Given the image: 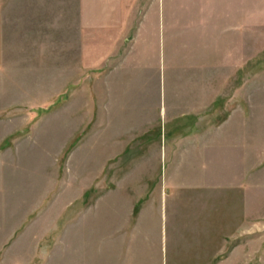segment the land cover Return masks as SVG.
Returning a JSON list of instances; mask_svg holds the SVG:
<instances>
[{
  "label": "rangeland",
  "instance_id": "rangeland-1",
  "mask_svg": "<svg viewBox=\"0 0 264 264\" xmlns=\"http://www.w3.org/2000/svg\"><path fill=\"white\" fill-rule=\"evenodd\" d=\"M154 1L156 37L145 22L108 62L101 39L85 54L75 29L54 37L0 7V264H42L59 191L93 203L156 188L146 177L175 166L164 150L157 165L171 126L189 131L181 172L210 196L198 205L219 195L220 254L206 264H264V0Z\"/></svg>",
  "mask_w": 264,
  "mask_h": 264
},
{
  "label": "crops",
  "instance_id": "crops-1",
  "mask_svg": "<svg viewBox=\"0 0 264 264\" xmlns=\"http://www.w3.org/2000/svg\"><path fill=\"white\" fill-rule=\"evenodd\" d=\"M140 6L141 0H0V7H8L10 15L12 7H20V16L51 22L46 28L54 31V37H71L75 29L77 37L86 39L85 54L93 52V39H101L98 51L108 55L107 62L110 54L118 52L116 39L141 36L145 22L153 23L152 31L148 25V35L156 37V2L145 5L143 12ZM83 67H94L91 57ZM185 107L176 116H187L189 105ZM172 127L160 131L157 160L161 167L164 150V162L168 159L175 165L172 173L164 170V174L145 176L159 183L156 188L102 190L93 203L86 200L92 197L91 191L58 192L53 202L51 244H44L42 264H206L220 254L221 226L218 216L215 218L220 211L219 195H213L216 208L215 202L207 210L204 203L198 205V198L210 196L191 187L190 180L197 179L181 172L183 157L191 155L189 131ZM197 149L194 143L191 151ZM173 151L177 153L173 155Z\"/></svg>",
  "mask_w": 264,
  "mask_h": 264
}]
</instances>
